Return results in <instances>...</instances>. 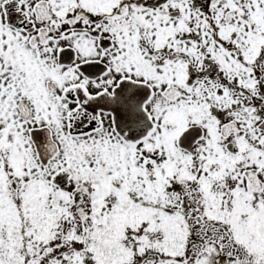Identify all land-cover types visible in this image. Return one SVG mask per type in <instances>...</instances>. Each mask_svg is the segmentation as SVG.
I'll list each match as a JSON object with an SVG mask.
<instances>
[{
    "label": "snow or ice",
    "instance_id": "1",
    "mask_svg": "<svg viewBox=\"0 0 264 264\" xmlns=\"http://www.w3.org/2000/svg\"><path fill=\"white\" fill-rule=\"evenodd\" d=\"M0 264H264V0H0Z\"/></svg>",
    "mask_w": 264,
    "mask_h": 264
}]
</instances>
